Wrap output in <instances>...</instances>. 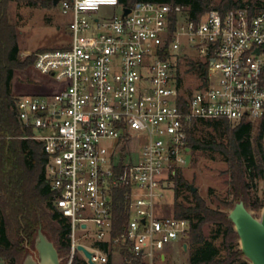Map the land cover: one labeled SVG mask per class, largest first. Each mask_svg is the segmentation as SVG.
<instances>
[{
  "label": "built area",
  "instance_id": "1",
  "mask_svg": "<svg viewBox=\"0 0 264 264\" xmlns=\"http://www.w3.org/2000/svg\"><path fill=\"white\" fill-rule=\"evenodd\" d=\"M57 5L71 41L37 52L34 65L55 89L20 93L15 108L25 137L43 145L53 207L70 227L62 260L91 264L82 244L94 264H169L166 249H185L191 231L165 204L193 121L264 119V4L199 18L167 2ZM119 196L126 221L117 230Z\"/></svg>",
  "mask_w": 264,
  "mask_h": 264
},
{
  "label": "trees",
  "instance_id": "2",
  "mask_svg": "<svg viewBox=\"0 0 264 264\" xmlns=\"http://www.w3.org/2000/svg\"><path fill=\"white\" fill-rule=\"evenodd\" d=\"M13 1L19 0H0V260L5 258L10 261L9 264H22L27 247L33 243L40 226L54 242L60 257L67 255L70 250V227L53 207L43 145L25 137L31 134V130L22 125L16 114V98L23 92L21 85L13 81L17 75L36 71V56L20 57L17 26L9 15V6ZM139 1L167 2L175 7L189 6L192 16L196 18L212 8L225 12L245 3L264 4V0H220L216 4L213 0H121L127 6ZM47 2L54 4V0ZM45 92L44 84H36L25 91L33 94ZM199 121L220 126L219 135L197 136L194 127ZM253 128L254 122L245 120H194L189 130V147L190 150L204 149L223 154L230 165L234 201L244 200L247 208L261 209L264 201L252 200L253 185L249 177L264 179V119L255 136ZM252 171L253 175L250 174ZM172 180L175 183V215L191 220L187 243L189 245L190 242L194 250L190 253V264H251L243 258L245 255L236 242L239 235L228 216L229 212L210 207L198 192L193 193L192 204L180 201V188L188 186V181L180 171ZM188 188L192 190L190 186ZM125 211V203L119 196L116 202L117 230L126 221ZM207 224L224 226L222 244L226 254L221 255V248L204 234L203 229ZM66 262L64 258L63 264ZM72 264L89 263L76 256Z\"/></svg>",
  "mask_w": 264,
  "mask_h": 264
},
{
  "label": "rangeland",
  "instance_id": "3",
  "mask_svg": "<svg viewBox=\"0 0 264 264\" xmlns=\"http://www.w3.org/2000/svg\"><path fill=\"white\" fill-rule=\"evenodd\" d=\"M42 1L19 0L13 1L9 6L11 21L17 26L19 34L20 57L22 59L29 55H35L44 49L66 47L71 41V34L68 30V16L62 13L58 5L49 3L47 0L44 4ZM219 1L213 0V3L216 4ZM113 11L114 9L111 7H104L101 14L107 15ZM15 82L21 85L22 92H25L36 84H44L47 92L55 89V84L51 79L42 77L36 71L17 75L13 83ZM260 123L261 121L254 122V136L259 132ZM194 130L197 136L205 138L211 134L219 135L221 129L220 126L217 127L213 123L199 121L194 127ZM185 158L187 160L186 165L177 171H180L187 179L188 186L191 187L193 185L197 187L195 192H198L210 207L229 212L236 202L232 194V176L226 157L217 151L191 149L189 152H186ZM250 174L253 175L254 172L252 171ZM249 180L253 185L251 190L252 200L264 201V179L256 176L255 178L249 177ZM188 186H182L180 188L179 200L184 201L186 204H192L194 201V192ZM167 187L165 213L175 215L176 199L174 181H169ZM250 209L257 216L260 215L262 210V208ZM203 230L206 237L212 239L216 246L221 248L220 254H226L225 247L222 244L224 226L207 224ZM236 242L239 244V239ZM166 250L170 261L169 264H190V253L194 250V246L189 242L187 250H185L180 246V242L176 241L170 244V247ZM25 257H23L22 264ZM243 258L246 259V257ZM1 261V264H9L10 262L5 258H2Z\"/></svg>",
  "mask_w": 264,
  "mask_h": 264
},
{
  "label": "water",
  "instance_id": "4",
  "mask_svg": "<svg viewBox=\"0 0 264 264\" xmlns=\"http://www.w3.org/2000/svg\"><path fill=\"white\" fill-rule=\"evenodd\" d=\"M58 2L59 0H54L55 5ZM128 12H130V8H125V13ZM191 188L193 192L197 190V187L193 185ZM228 216L239 235L240 249L246 259L251 264H264V205L260 215L257 216L251 209L247 208L244 200H240L235 203ZM185 247L187 246L185 245ZM78 248L86 254L89 262L94 264L91 258L92 252L82 244ZM23 264H63L57 247L42 226L35 234L33 243L28 245Z\"/></svg>",
  "mask_w": 264,
  "mask_h": 264
},
{
  "label": "crops",
  "instance_id": "5",
  "mask_svg": "<svg viewBox=\"0 0 264 264\" xmlns=\"http://www.w3.org/2000/svg\"><path fill=\"white\" fill-rule=\"evenodd\" d=\"M188 247V246H187ZM187 247H185V250H187ZM1 263H2V261H1Z\"/></svg>",
  "mask_w": 264,
  "mask_h": 264
}]
</instances>
